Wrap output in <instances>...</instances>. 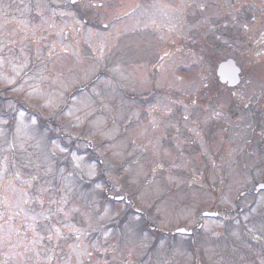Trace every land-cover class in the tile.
<instances>
[{"label": "rangeland", "instance_id": "374dc122", "mask_svg": "<svg viewBox=\"0 0 264 264\" xmlns=\"http://www.w3.org/2000/svg\"><path fill=\"white\" fill-rule=\"evenodd\" d=\"M131 1L84 0L80 8L67 5L68 0H0V119L1 114L16 113L12 151L2 133L4 120L0 121V159L5 151L6 162H10L5 173L19 163L22 172L17 184L0 181L8 210L3 221L10 219L12 200L19 194V218L25 228L30 223L34 211L29 210V195H24L26 180L63 179L67 185L61 186L62 191L81 196L72 183L97 175L91 152L102 162L100 168L105 166V179L112 189L109 194L133 201L127 206V215L123 203L109 202L101 211L94 203L87 212L73 198L66 209L67 236L50 242L59 244L54 256L43 259L19 251L11 258L0 251V258H11L12 264H37V257L43 260L41 264L52 257L53 264H93L76 256L90 258L88 254L102 253L119 264H264V196L239 199L243 190L264 182V166H257L258 152L250 148L245 159L239 151L237 157L229 156L221 136L207 134L204 120L213 105L204 111L170 90L175 84L182 92L183 79L199 84L200 74L188 62L172 75L173 83L171 78L162 85L149 82L148 66L171 47L181 30L168 27L163 20L159 31L173 34L153 37L142 24L145 4ZM92 4L95 6L88 7ZM185 25L182 20L181 27ZM173 68V64L165 65L159 76L165 77ZM69 94L73 98L67 111L55 115ZM124 94L144 96L151 102L126 101ZM17 102L25 104L30 113H39L36 125ZM59 138L64 141L60 143ZM102 184L91 185L80 199L98 200L108 188ZM7 194L13 198L7 200ZM51 194L53 197L54 192ZM57 200H50L52 209ZM252 200L254 208L249 210ZM215 208L221 210L217 219H203V229H189V238L164 235L191 227L200 220V213ZM233 208L244 214L225 212ZM123 214L124 218L116 220ZM144 217V223L163 234L161 246L153 244L150 232L143 235L138 229ZM10 225L0 224V246L13 248L21 242L20 247L27 248L25 229L16 233ZM106 225L120 227L124 238L117 234L122 239L113 242V234L108 236L104 230ZM38 234L42 235V228ZM32 249L41 253L36 246Z\"/></svg>", "mask_w": 264, "mask_h": 264}, {"label": "flooded vegetation", "instance_id": "af4514ba", "mask_svg": "<svg viewBox=\"0 0 264 264\" xmlns=\"http://www.w3.org/2000/svg\"><path fill=\"white\" fill-rule=\"evenodd\" d=\"M132 2L145 4L144 22L148 21L146 25H150L154 33L155 27L159 30V23L165 20L166 25L181 30L182 35H178L187 38L186 55L190 64L204 75L203 98L216 109L210 117L220 116L223 119V137L228 155L235 158L236 150H248L245 147L251 146L264 153V0H132ZM182 20L185 21L187 28L181 27ZM227 60L233 61L238 69V83L234 89L221 85L217 77L219 65ZM217 87L219 91H228L230 100L238 101L241 110L246 112L237 115L236 107L227 108L225 117L218 112L223 108L216 103L219 100ZM244 90L249 91L247 96L242 92ZM198 98L201 101L202 96ZM250 108L252 109L249 110ZM250 128L256 129L249 131ZM229 129L235 131L232 133L234 138H230ZM237 161L239 162V159ZM36 191L45 195L47 190L39 188ZM35 192L30 197L29 210L34 211L33 217L28 218L30 229L24 231L28 233L31 245L35 243L37 233ZM0 197V224L10 222L11 229L18 231L23 226L19 218L18 200H12L11 218L3 221L4 196ZM39 201H43L41 214L47 220L49 217L45 210H50L51 202L44 199ZM58 237L62 239L60 234Z\"/></svg>", "mask_w": 264, "mask_h": 264}]
</instances>
